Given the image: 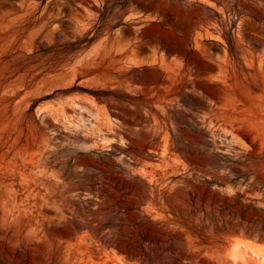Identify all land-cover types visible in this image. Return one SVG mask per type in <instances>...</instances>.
Instances as JSON below:
<instances>
[{"label":"rangeland","instance_id":"1","mask_svg":"<svg viewBox=\"0 0 264 264\" xmlns=\"http://www.w3.org/2000/svg\"><path fill=\"white\" fill-rule=\"evenodd\" d=\"M253 261L264 0H0V264Z\"/></svg>","mask_w":264,"mask_h":264},{"label":"trees","instance_id":"2","mask_svg":"<svg viewBox=\"0 0 264 264\" xmlns=\"http://www.w3.org/2000/svg\"><path fill=\"white\" fill-rule=\"evenodd\" d=\"M117 8V5H114L111 9V12H114V10ZM124 8V7H123ZM117 17H119V22L116 23L115 25L111 26V29H116L118 28L120 25H122V17L121 15H119V13L116 14ZM109 17H108V8L105 6L103 12H101L100 17L98 19V22L96 24V28H97V32L102 31L104 28H106L109 24ZM94 40V38L91 39H83L81 41L75 42V43H67L64 45H60V47H63L64 49H62V52H74L76 50H79L81 48V46L84 43H87V46ZM56 48V46L51 47L50 49H48L46 52H50V50H54ZM179 150V149H178ZM180 152V151H179ZM103 184L107 187H111L112 184L110 182H104V183H100Z\"/></svg>","mask_w":264,"mask_h":264},{"label":"bare ground","instance_id":"3","mask_svg":"<svg viewBox=\"0 0 264 264\" xmlns=\"http://www.w3.org/2000/svg\"><path fill=\"white\" fill-rule=\"evenodd\" d=\"M241 243H243V242H241ZM250 259V258H249ZM251 260V259H250ZM249 260V261H250ZM256 260V259H255ZM251 262V261H250ZM258 262V261H257ZM257 262H255V261H253V263L252 264H257ZM251 264V263H250Z\"/></svg>","mask_w":264,"mask_h":264}]
</instances>
